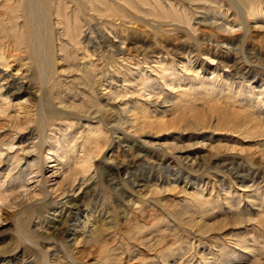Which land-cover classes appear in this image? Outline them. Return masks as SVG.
I'll list each match as a JSON object with an SVG mask.
<instances>
[{
    "label": "rangeland",
    "instance_id": "1",
    "mask_svg": "<svg viewBox=\"0 0 264 264\" xmlns=\"http://www.w3.org/2000/svg\"><path fill=\"white\" fill-rule=\"evenodd\" d=\"M61 2L0 63V264H264V0Z\"/></svg>",
    "mask_w": 264,
    "mask_h": 264
},
{
    "label": "bare ground",
    "instance_id": "2",
    "mask_svg": "<svg viewBox=\"0 0 264 264\" xmlns=\"http://www.w3.org/2000/svg\"><path fill=\"white\" fill-rule=\"evenodd\" d=\"M12 1L0 0V63L5 66H9L11 60L18 59L21 52L31 51L41 44V42L39 43L42 35L39 4L42 6L43 16H47L49 14L48 7L52 9L51 6L56 3L53 2L56 0H30L28 2L14 0L13 3ZM61 1L58 0V4H55L57 6L54 7L58 9L62 4ZM222 27L224 30L230 31L229 27L226 28V24ZM0 80L1 84H8L9 75L0 74ZM2 109L7 110L4 107ZM41 161L43 162V158Z\"/></svg>",
    "mask_w": 264,
    "mask_h": 264
}]
</instances>
